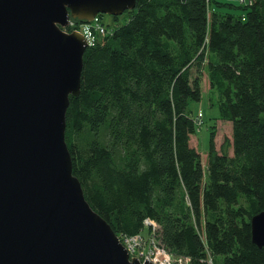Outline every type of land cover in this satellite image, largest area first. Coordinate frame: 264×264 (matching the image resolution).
Listing matches in <instances>:
<instances>
[{"label":"trees","instance_id":"16d2710c","mask_svg":"<svg viewBox=\"0 0 264 264\" xmlns=\"http://www.w3.org/2000/svg\"><path fill=\"white\" fill-rule=\"evenodd\" d=\"M239 9L136 0L85 50L65 143L85 200L118 239L150 234L149 221L175 259L264 264L250 228L264 212V0ZM203 72L227 128L211 127L205 169L188 112Z\"/></svg>","mask_w":264,"mask_h":264},{"label":"water","instance_id":"95a60500","mask_svg":"<svg viewBox=\"0 0 264 264\" xmlns=\"http://www.w3.org/2000/svg\"><path fill=\"white\" fill-rule=\"evenodd\" d=\"M136 0H0V264H140L84 198L65 143L87 45L69 18L122 16ZM264 248V212L251 218ZM143 264H150L145 262Z\"/></svg>","mask_w":264,"mask_h":264},{"label":"rangeland","instance_id":"374dc122","mask_svg":"<svg viewBox=\"0 0 264 264\" xmlns=\"http://www.w3.org/2000/svg\"><path fill=\"white\" fill-rule=\"evenodd\" d=\"M216 2H226L231 3L236 7H239L240 9L238 12H241L243 8L248 7L251 4V0H213ZM130 15L126 12L119 17H113L108 16L104 14L98 15L94 20L92 25H76L73 24L72 29H76L77 31L84 33L86 30L92 32L94 34V38L96 39V35L101 33V28L104 30V36L105 33L108 34L114 27L117 25H121L128 21ZM117 18V19H116ZM100 28V29H99ZM75 30V31H76ZM201 92L202 97L200 102H194L190 103L188 106V112L190 115L195 118V124L197 126L196 133L193 135L194 143L196 144V149L198 153L201 156V161L203 168L205 169L206 166V155L208 152V146H209V135L210 130L213 124L215 123V131L216 134L219 135L221 132L225 135L227 128L224 129V126L221 120H218V108H217V94L215 91L209 89L208 81L206 78L205 72L201 75ZM219 135V136H221ZM223 144V139L220 140ZM218 144H221V143ZM223 148L225 149V145H223ZM145 238L143 242H139L137 240L129 241L128 243L124 238L121 239V243L124 244L130 251H132L133 256L132 259L138 258L140 255H148V256H155L154 247L151 245V238L149 233L143 232L141 235ZM149 242V243H148ZM138 243V245H136ZM125 249V248H124ZM129 261H131L130 256ZM157 264H178V259H175L170 256V259L168 258V261L164 258L163 255L161 256H155ZM170 260V261H169Z\"/></svg>","mask_w":264,"mask_h":264},{"label":"built area","instance_id":"2783aa9c","mask_svg":"<svg viewBox=\"0 0 264 264\" xmlns=\"http://www.w3.org/2000/svg\"><path fill=\"white\" fill-rule=\"evenodd\" d=\"M100 29V28H99ZM101 33H102V35H104V30L101 28ZM108 34H109V32H108ZM108 34H106L105 33V36H107ZM83 35L84 36H86V38H87V42H88V44H89V46L91 47V46H93L94 45V43H95V38H94V34H92V32L90 31V29L87 31L86 30V32H84L83 33ZM145 226L147 227V228H151V233L149 234L150 235V238H151V245L154 247V252H155V256H161V255H163L164 256V258L168 261V258L170 259V254L165 250V249H163L160 245H159V243H158V241H157V239H156V237H155V234H156V232H157V228H156V226L154 225V224H151L149 221H145ZM125 240H126V242L128 243L130 240L131 241H133V240H137L138 241V243L139 242H143L144 240H145V238L144 237H142L141 235H138V236H136V237H133V238H124ZM146 241V240H145ZM119 242L121 243L122 241H121V239H119ZM138 243L136 244V245H138ZM149 243V242H148ZM121 245L125 248V250H126V252H127V254L130 256V258H131V260H132V257L131 256H133V254H132V251H130L124 244H122L121 243ZM155 256H148V255H140L138 258H136V260L137 261H139L140 262V264H143V263H145V262H148V263H150V264H157V262H156V257ZM172 257V256H171ZM170 261V260H169ZM178 264H189V261H188V259H185V258H180V259H178Z\"/></svg>","mask_w":264,"mask_h":264},{"label":"bare ground","instance_id":"6f19581e","mask_svg":"<svg viewBox=\"0 0 264 264\" xmlns=\"http://www.w3.org/2000/svg\"><path fill=\"white\" fill-rule=\"evenodd\" d=\"M73 24H76V25H80V24H83V25H92L93 24V20H90V21H78V20H75V19H72V18H69L68 20V25L64 28H61V31L65 34H71V33H77L79 35H81L87 45V48L90 47L88 42H87V38L86 36L83 35V33L77 31L76 29H72L73 27ZM76 30V31H75ZM105 37L104 35H96V40H95V43L93 46L97 45V44H102L103 41L105 40Z\"/></svg>","mask_w":264,"mask_h":264}]
</instances>
